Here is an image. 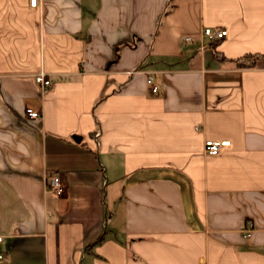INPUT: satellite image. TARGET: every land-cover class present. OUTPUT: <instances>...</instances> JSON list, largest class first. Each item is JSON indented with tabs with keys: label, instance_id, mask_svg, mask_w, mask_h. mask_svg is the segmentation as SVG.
Segmentation results:
<instances>
[{
	"label": "crops",
	"instance_id": "crops-1",
	"mask_svg": "<svg viewBox=\"0 0 264 264\" xmlns=\"http://www.w3.org/2000/svg\"><path fill=\"white\" fill-rule=\"evenodd\" d=\"M0 236V264H264V0H0Z\"/></svg>",
	"mask_w": 264,
	"mask_h": 264
},
{
	"label": "built area",
	"instance_id": "built-area-1",
	"mask_svg": "<svg viewBox=\"0 0 264 264\" xmlns=\"http://www.w3.org/2000/svg\"><path fill=\"white\" fill-rule=\"evenodd\" d=\"M38 3V0H30V4L32 6H36ZM203 35L205 37H208L212 41H215L217 39H220L227 35V30L225 29H212V28H205L203 30ZM187 41H191V37H186ZM36 80L38 83H40L41 87L43 89H46L48 87H51L53 85L52 79L47 77V73L45 71H41L36 76ZM148 83L151 85V91L153 93H158L160 91V88L158 85H156L153 82V77L149 76L147 79ZM27 116L30 119L40 118L41 113L39 111H36L32 108L27 109ZM230 140L228 139H206L204 142V150L209 155H216L221 152V150L225 147L230 145ZM48 189L53 191L57 195H61L65 190V185L59 175H52L48 178ZM252 224L249 225V227L246 229L245 236H249L250 232L252 230ZM3 240V237L0 236V241ZM6 258L5 252H0V262L4 261ZM203 261V258L201 259Z\"/></svg>",
	"mask_w": 264,
	"mask_h": 264
},
{
	"label": "trees",
	"instance_id": "trees-1",
	"mask_svg": "<svg viewBox=\"0 0 264 264\" xmlns=\"http://www.w3.org/2000/svg\"><path fill=\"white\" fill-rule=\"evenodd\" d=\"M219 57L221 59L224 58L223 55H220ZM257 59H258L257 55L248 53L240 58L230 59V60L234 62V65L237 68H251L255 65Z\"/></svg>",
	"mask_w": 264,
	"mask_h": 264
}]
</instances>
